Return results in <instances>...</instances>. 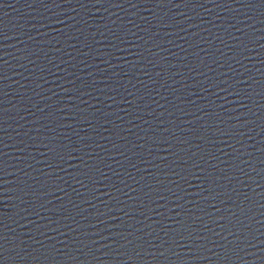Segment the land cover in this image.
Wrapping results in <instances>:
<instances>
[{
  "label": "water",
  "instance_id": "obj_1",
  "mask_svg": "<svg viewBox=\"0 0 264 264\" xmlns=\"http://www.w3.org/2000/svg\"><path fill=\"white\" fill-rule=\"evenodd\" d=\"M0 264H264V0H0Z\"/></svg>",
  "mask_w": 264,
  "mask_h": 264
}]
</instances>
